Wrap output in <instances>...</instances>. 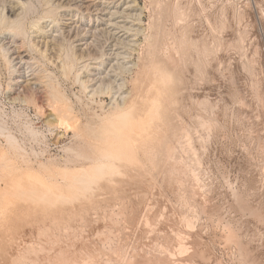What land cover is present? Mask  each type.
Instances as JSON below:
<instances>
[{
	"label": "rangeland",
	"instance_id": "rangeland-1",
	"mask_svg": "<svg viewBox=\"0 0 264 264\" xmlns=\"http://www.w3.org/2000/svg\"><path fill=\"white\" fill-rule=\"evenodd\" d=\"M158 3L144 23L166 104L111 160L106 99L57 79L82 120L58 143L0 70V264H264V0Z\"/></svg>",
	"mask_w": 264,
	"mask_h": 264
},
{
	"label": "bare ground",
	"instance_id": "bare-ground-1",
	"mask_svg": "<svg viewBox=\"0 0 264 264\" xmlns=\"http://www.w3.org/2000/svg\"><path fill=\"white\" fill-rule=\"evenodd\" d=\"M141 1L143 5L140 0H0V70L8 75L7 99L34 106L36 114L42 115V125L57 128L53 141H61L69 132L77 136L81 117L72 113L75 104L62 92L61 81L57 82L72 75L75 79L71 81L84 94L80 97L85 96L90 104L99 98L107 100L98 102L101 109L105 105V121L96 119L103 120L100 128L106 127L100 132L102 139H97L102 141L101 153L94 143L97 155L111 158L128 142L139 146L148 137L143 138L151 123L161 115V105L166 104L169 88L165 80L171 69L166 63L158 70L151 65L158 50L150 43L154 25H146L144 18L156 13L159 0ZM148 76L152 82L147 81ZM98 158L87 169L104 167L106 161ZM35 193L24 195L33 198Z\"/></svg>",
	"mask_w": 264,
	"mask_h": 264
}]
</instances>
